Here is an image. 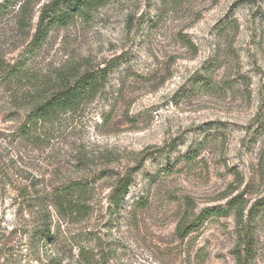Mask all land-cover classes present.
Instances as JSON below:
<instances>
[{"label": "rangeland", "instance_id": "rangeland-1", "mask_svg": "<svg viewBox=\"0 0 264 264\" xmlns=\"http://www.w3.org/2000/svg\"><path fill=\"white\" fill-rule=\"evenodd\" d=\"M49 1L34 2L25 26L19 6L0 22L3 264H86L79 233L97 256L109 254L106 264H239L254 206L252 260L264 264V0H112L90 21L53 29L29 76L8 82L2 66L28 49ZM124 52L130 59L83 113L50 126L48 138L22 136L29 94ZM204 76L209 86L194 85ZM143 151L150 155L116 210L110 195ZM70 180L93 184L90 215L30 250L38 195ZM238 196L242 216L233 210L177 235L180 222Z\"/></svg>", "mask_w": 264, "mask_h": 264}, {"label": "trees", "instance_id": "trees-1", "mask_svg": "<svg viewBox=\"0 0 264 264\" xmlns=\"http://www.w3.org/2000/svg\"><path fill=\"white\" fill-rule=\"evenodd\" d=\"M37 0H2L0 1V22L11 11L19 6L22 13L20 25L25 26L31 18L34 2ZM112 0H51L40 13L37 30L28 46V49L20 55L18 60L6 68L2 66L8 82L19 83L29 76L28 64L32 59V53L38 51L51 31L57 27H68L79 20L90 21L94 14ZM129 55L124 52L103 66L71 71H62L56 77L51 78L44 87H38L35 92L29 94L31 108L27 112L20 127V133L28 139L42 140L50 137V126H61L70 118L76 117L85 111L86 107L97 98L102 97L107 89V83L111 73L123 62L129 60ZM212 71V70H211ZM208 76L196 78L194 85H208ZM51 86H48L49 83ZM31 95V97H30ZM48 130V131H47ZM148 151H143L138 164L118 179L116 188L110 195V203L116 210L122 206L123 200L130 191L134 174L145 164L149 156ZM93 184L89 180H70L53 185L45 195H38V212L36 222L33 225L30 236V250L42 245L60 241V233L64 223H78L86 219L92 210L90 201L93 193ZM245 199L241 196L231 200L226 207L217 206L203 209L189 223L180 222L177 225V235L184 239L192 232L198 231L205 221L213 216L225 215L233 210L237 216H242V208ZM254 206L247 218L245 232V259L239 264H254L252 254L254 252V232L251 228L255 213ZM240 213V214H239ZM84 234L74 236L79 258L86 264H106L109 254L97 256L93 250L83 246ZM6 245H0V264L3 259Z\"/></svg>", "mask_w": 264, "mask_h": 264}]
</instances>
